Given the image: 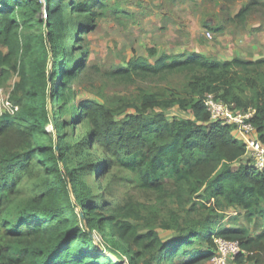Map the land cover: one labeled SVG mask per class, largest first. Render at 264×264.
Segmentation results:
<instances>
[{"label":"trees","instance_id":"1","mask_svg":"<svg viewBox=\"0 0 264 264\" xmlns=\"http://www.w3.org/2000/svg\"><path fill=\"white\" fill-rule=\"evenodd\" d=\"M95 5L103 7L97 0H0V84L18 78L0 114V264H116L109 255H125L128 264H200L215 254V237L252 253L236 263L260 262L264 228L252 237L224 227L209 205L222 201L264 219V169L244 160L232 126L210 121L203 98L254 110L251 123L264 143V58L151 47L113 75H184L187 98L143 93L123 110L73 101L72 82L86 64L79 44L100 16ZM172 108L177 116L166 113ZM120 173L155 204L104 202ZM157 230L176 235L164 240Z\"/></svg>","mask_w":264,"mask_h":264},{"label":"rangeland","instance_id":"2","mask_svg":"<svg viewBox=\"0 0 264 264\" xmlns=\"http://www.w3.org/2000/svg\"><path fill=\"white\" fill-rule=\"evenodd\" d=\"M97 3L103 7L100 9L95 5L93 10L100 16L79 44L84 54L82 62L86 64L80 76L72 82L73 101L95 100L123 110L122 106L135 103L143 93L156 92L162 99L171 94L187 98L184 75L146 80H127L113 75L133 57H147L146 51L151 47L158 51L163 48L169 55L194 51L217 60L264 58V0H97ZM244 8L248 13L241 20L237 14ZM0 49L6 51L3 46ZM17 80V75L12 74L1 82L0 114L7 110V98ZM156 111L160 109L156 108ZM129 113H134V109H128L126 114ZM166 113L179 114L175 108L166 110ZM48 130L53 131V127L49 125ZM119 175L121 178L114 179L108 195L103 197L104 202H110L112 206L124 205L128 201L139 205L155 204V196L142 193L129 178L122 173ZM103 185L101 182L98 190L101 195ZM196 201V204L200 203ZM209 206L211 209L215 207V214L221 217L224 227L245 228L252 237L264 228V219L258 214L250 217L243 210L222 201H211ZM192 209L196 215L203 211L198 205ZM157 231L164 240L176 235L171 231ZM93 239L103 251L105 244L96 232ZM243 253L252 255L246 251ZM262 253V260L258 263L255 259L236 263L235 258L227 264H264ZM118 261L128 263V258L124 255ZM200 264H209V261Z\"/></svg>","mask_w":264,"mask_h":264},{"label":"built area","instance_id":"3","mask_svg":"<svg viewBox=\"0 0 264 264\" xmlns=\"http://www.w3.org/2000/svg\"><path fill=\"white\" fill-rule=\"evenodd\" d=\"M203 104L209 113L210 121L234 128L235 136L245 145V157L251 160L254 169L262 171L264 143L258 139L257 131L251 123L255 111L249 109L246 112H239L232 103L216 100L211 94L204 96ZM214 246L215 254L209 259V264H227L243 253L237 242L221 237L214 238Z\"/></svg>","mask_w":264,"mask_h":264},{"label":"water","instance_id":"4","mask_svg":"<svg viewBox=\"0 0 264 264\" xmlns=\"http://www.w3.org/2000/svg\"><path fill=\"white\" fill-rule=\"evenodd\" d=\"M46 1V0H44ZM110 258L112 259V261H114L116 264H120V262L118 261V259L114 258L112 255H109ZM121 264H128L127 262H121Z\"/></svg>","mask_w":264,"mask_h":264},{"label":"crops","instance_id":"5","mask_svg":"<svg viewBox=\"0 0 264 264\" xmlns=\"http://www.w3.org/2000/svg\"><path fill=\"white\" fill-rule=\"evenodd\" d=\"M153 48H154V47H153ZM156 50H157V49H156ZM160 50H161V51H158V50H157L158 54L166 53V54L169 55V53L165 52L163 48H161ZM184 52H185V51H184ZM182 53H183V52H182Z\"/></svg>","mask_w":264,"mask_h":264}]
</instances>
